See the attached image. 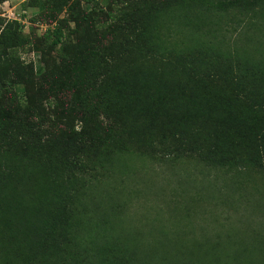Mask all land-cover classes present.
Listing matches in <instances>:
<instances>
[{"label": "trees", "instance_id": "16d2710c", "mask_svg": "<svg viewBox=\"0 0 264 264\" xmlns=\"http://www.w3.org/2000/svg\"><path fill=\"white\" fill-rule=\"evenodd\" d=\"M33 5L56 22L42 46L58 62L37 70L21 62L19 50L31 44L19 34L22 20L0 21V256L9 264H151L165 245L158 239L148 253L141 232L93 196L133 148L156 144L154 157L177 160L207 148L198 143L204 135L215 139L217 158L251 144L264 166V69L205 43L200 57H175L164 40L173 25L194 20L264 18V0H113L108 13L100 0ZM182 254L162 264H213L201 245Z\"/></svg>", "mask_w": 264, "mask_h": 264}, {"label": "rangeland", "instance_id": "374dc122", "mask_svg": "<svg viewBox=\"0 0 264 264\" xmlns=\"http://www.w3.org/2000/svg\"><path fill=\"white\" fill-rule=\"evenodd\" d=\"M112 2L100 0L106 13ZM33 4L34 0L0 2V21L22 20L19 34L31 44L19 50L18 58L33 63L37 70L58 62L55 53L42 46V36L56 22L42 20L40 8ZM83 8L90 10L91 6L83 3ZM194 23L195 27L188 22L167 31L164 40L173 56L200 57V46L205 43L229 58L249 59L264 69V18L260 15L234 12ZM9 77L14 80L11 72ZM24 90L23 84H14L15 92ZM201 141L207 148L177 160L154 157L151 150L155 153L160 148L156 144L151 150L133 148L109 171L102 182L105 187L99 185L93 200L105 198V211L121 212L125 228L134 234L141 232L142 243L150 247L148 253L154 251L158 239L157 243L165 245L151 264H162L168 256L182 261V253L200 245L213 264H263L264 254L258 249L264 247V166L252 156L251 144H236L231 157L219 159L215 139L204 135ZM205 153L213 163L203 160ZM224 161L238 167L218 164ZM88 207L95 210L92 203ZM0 264L9 262L0 256Z\"/></svg>", "mask_w": 264, "mask_h": 264}, {"label": "built area", "instance_id": "2783aa9c", "mask_svg": "<svg viewBox=\"0 0 264 264\" xmlns=\"http://www.w3.org/2000/svg\"><path fill=\"white\" fill-rule=\"evenodd\" d=\"M4 4H6V3H4ZM14 20H19V21H21V19H17V18H13Z\"/></svg>", "mask_w": 264, "mask_h": 264}]
</instances>
